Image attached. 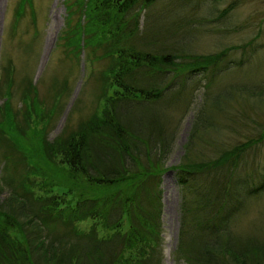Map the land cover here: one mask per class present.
Listing matches in <instances>:
<instances>
[{
    "label": "trees",
    "instance_id": "16d2710c",
    "mask_svg": "<svg viewBox=\"0 0 264 264\" xmlns=\"http://www.w3.org/2000/svg\"><path fill=\"white\" fill-rule=\"evenodd\" d=\"M156 1L63 0L66 18L57 45L70 48L69 58L70 54L77 57L83 49L88 51L93 64L100 59L104 65L98 84L100 113L93 112L88 121H80L76 133L68 115L61 135L49 140L55 115L65 105L61 100L65 92L57 93L55 97L60 100L54 99L48 107L38 98V91L27 87L23 79L19 84L26 86L19 99L22 108L13 106L10 66H3L0 140L9 144L11 167L21 165L23 169L19 184L5 183V175L0 178V195L7 193V197L0 199V264L162 263L157 248L161 234L157 189L159 175L165 172L161 163L164 155L151 144L149 148L153 150L138 147L148 140L144 130L138 134V127L142 128L141 124L148 119L141 104L156 101L164 91H173L176 80L182 78L183 82L189 76L220 66L229 53L251 45L252 41L227 46L212 55L189 54L184 50L167 55L161 47L150 44L148 33L152 31H146L145 20L140 25L142 12ZM32 3L33 0H20L17 18L25 16ZM235 4L223 9L220 17L232 11ZM30 11L34 20V10ZM184 26L180 42L187 47L185 42L193 29L188 23ZM170 73H175L171 80L163 79ZM109 88L116 91L107 96ZM221 93L215 102L224 97ZM82 104L80 98L73 109L79 110ZM39 125L42 127L38 128ZM134 134L143 143L136 144L132 140ZM262 135L221 152L216 159L173 167L179 182L186 187L174 250L179 261L264 264V242L249 235L239 238L231 231L232 220L244 214L249 199L264 192V174L259 175L262 182H258L255 177L236 175L233 170L241 166L239 161L247 148ZM40 144L47 145V155ZM13 156L21 162L14 165ZM45 157L51 159V168ZM202 171H212L204 183ZM36 183L41 195L32 191ZM55 187L65 188L61 199L50 196ZM68 197L71 199L67 200ZM87 219L94 221V228H76V223ZM124 220L128 229L122 233ZM97 227L104 232L101 236Z\"/></svg>",
    "mask_w": 264,
    "mask_h": 264
},
{
    "label": "rangeland",
    "instance_id": "374dc122",
    "mask_svg": "<svg viewBox=\"0 0 264 264\" xmlns=\"http://www.w3.org/2000/svg\"><path fill=\"white\" fill-rule=\"evenodd\" d=\"M19 1L0 0V65L3 70V66H10L13 106L22 108L19 99L26 86L36 89L38 98L48 107L54 99L60 100L55 97L57 93L65 92L61 98L65 105L61 113L55 115L48 135L52 141L63 132L68 115L75 127L72 131L76 133L79 122L88 121L93 114L97 94H100L99 73L104 65L100 59L95 62L94 78L83 89V61L88 51L82 49L77 58L70 59V48L64 50L59 45L56 47V38L66 18L64 2L33 0L25 16L17 18ZM202 1L157 0L148 11L142 12L140 19V25L145 20L146 31H152V34L148 33L150 44H155L154 48L161 47L167 55L178 54L176 51L180 53V50L189 54L212 55L227 46L245 45L247 41H252L251 45L229 53L220 66L189 76L183 82L182 78L176 80L177 86L173 91H164L156 101H144L141 104L147 111L148 119L141 124L142 128L138 127V134L144 130L148 140L144 146L138 147L144 150V147L149 148L151 144L164 155L161 163L165 172L159 175L160 184L157 189L161 205V234L157 246L162 257L161 264H184L179 261L174 250L178 245L181 205L186 187L179 182L173 167L216 159L221 152L230 151L249 140L259 139L263 134V138L247 148L239 161L241 166L233 170L236 175H250L258 182H262L259 175L264 174V0H204V6H201L199 3ZM232 2L236 3L235 8L220 17L222 10ZM30 10H34V20ZM144 13L149 16L146 18ZM185 23L193 29V34L185 42L188 48L180 42ZM173 76L175 73H170L163 79L168 81ZM4 77L5 73L2 80ZM23 79L26 80V86L19 85ZM114 91L116 88H109L107 96ZM220 92V96L224 97L215 102ZM79 98L83 104L79 110H74V103ZM2 103L0 99V107ZM41 127L39 125L38 128ZM135 135L132 140L136 144L143 143ZM40 146L47 155V145ZM8 147L5 140H0V178L5 175V183L19 184L23 166H18L21 160L13 156V164L17 166L11 167ZM149 150L153 149L150 147ZM45 158L51 168V159ZM128 160H125L126 165ZM200 174L204 175V183L210 179L212 171H202ZM196 184L198 186V182ZM32 191L36 195L42 194L38 183ZM63 191L65 188L55 187L50 196L61 199ZM4 197H7L6 192L1 193L0 199ZM124 221L120 230L122 233L128 229ZM93 225L94 221L87 219L76 223V228L88 231L94 228ZM96 231L99 236L104 233L100 227ZM231 231L239 238L249 235L250 238H256V241L264 242V192L249 199L244 214H238L232 220Z\"/></svg>",
    "mask_w": 264,
    "mask_h": 264
}]
</instances>
